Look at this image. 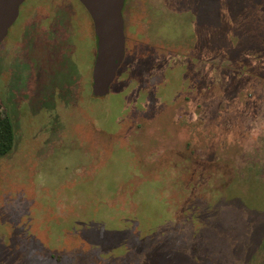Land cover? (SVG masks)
I'll list each match as a JSON object with an SVG mask.
<instances>
[{"label": "rangeland", "instance_id": "obj_1", "mask_svg": "<svg viewBox=\"0 0 264 264\" xmlns=\"http://www.w3.org/2000/svg\"><path fill=\"white\" fill-rule=\"evenodd\" d=\"M124 20L104 98L75 0H27L0 45V264H264V0H127Z\"/></svg>", "mask_w": 264, "mask_h": 264}, {"label": "water", "instance_id": "obj_2", "mask_svg": "<svg viewBox=\"0 0 264 264\" xmlns=\"http://www.w3.org/2000/svg\"><path fill=\"white\" fill-rule=\"evenodd\" d=\"M27 0H0V45L8 37ZM91 17L97 37L93 77V96L107 97L125 61L126 34L124 8L126 0H78Z\"/></svg>", "mask_w": 264, "mask_h": 264}, {"label": "trees", "instance_id": "obj_3", "mask_svg": "<svg viewBox=\"0 0 264 264\" xmlns=\"http://www.w3.org/2000/svg\"><path fill=\"white\" fill-rule=\"evenodd\" d=\"M76 2H78L80 5H81V7L83 8V10L86 12V14H87V16H88V18H89V21H90V23H91V27H92V33H93V36H94V38H95V40H96V47H97V37H96V35H95V32H94V26H93V22H92V20H91V17H90V15L88 14V12L86 11V9L84 8V6L78 1V0H75ZM126 3H127V0H126ZM126 3H125V8H124V13H125V10H126ZM76 7H77V5H76ZM79 8V7H78ZM80 9V8H79ZM80 11H82L81 9H80ZM75 16H77L78 18H80L79 20H78V22L77 23H75L76 25H74L75 27H76V29L77 28H79L78 27V25H80V24H82L81 23V20H82V13L80 12L79 14H77V15H75ZM119 77H120V74H119ZM117 80H118V77H117ZM113 88V87H112ZM103 124H104V122H103ZM102 131V130H101ZM103 133H104V131H102ZM106 134V133H105ZM115 137L113 138V137H111L110 138V144L111 143H115ZM14 145H15V133H14V126H13V124H12V122L7 118V117H5L4 115H3V113H2V111H1V106H0V157H2V156H5V155H7L8 153H10L11 151H12V149L14 148ZM106 159H104V160H102L101 162H103V161H105ZM179 166H181V164L179 165ZM187 169V168H186ZM185 173H187V172H185ZM192 186V181H189V184L188 183H184L183 184V192H188V190L190 189V187ZM211 189L212 190H214L212 187H211ZM216 190H218V189H216ZM216 190H214V191H216ZM184 193V194H185ZM157 206H158V204H157ZM169 215H166V216H164V217H168ZM165 220V219H164ZM192 250H193V252H192V255L193 256H198L200 259H202V258H204L205 257V259H206V254H204V253H206V251H201L200 249H199V247L198 246H194L193 248H191ZM200 252V253H199ZM201 262H203L202 264H204V260L202 259V261Z\"/></svg>", "mask_w": 264, "mask_h": 264}]
</instances>
